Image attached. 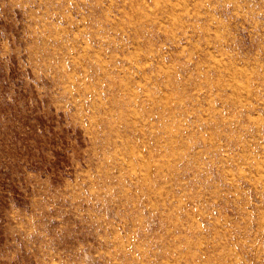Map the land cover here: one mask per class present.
Segmentation results:
<instances>
[{
  "label": "rangeland",
  "instance_id": "1",
  "mask_svg": "<svg viewBox=\"0 0 264 264\" xmlns=\"http://www.w3.org/2000/svg\"><path fill=\"white\" fill-rule=\"evenodd\" d=\"M0 264H264V0H0Z\"/></svg>",
  "mask_w": 264,
  "mask_h": 264
}]
</instances>
